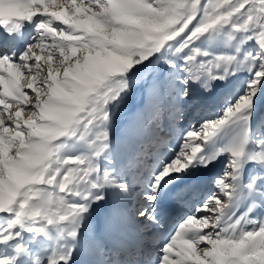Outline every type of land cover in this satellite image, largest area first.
<instances>
[{
    "label": "snow or ice",
    "instance_id": "1",
    "mask_svg": "<svg viewBox=\"0 0 264 264\" xmlns=\"http://www.w3.org/2000/svg\"><path fill=\"white\" fill-rule=\"evenodd\" d=\"M0 264H264V0H0Z\"/></svg>",
    "mask_w": 264,
    "mask_h": 264
},
{
    "label": "rangeland",
    "instance_id": "2",
    "mask_svg": "<svg viewBox=\"0 0 264 264\" xmlns=\"http://www.w3.org/2000/svg\"><path fill=\"white\" fill-rule=\"evenodd\" d=\"M134 107H135V102L134 101H130L129 105H128V108L126 110H123L121 115L118 117V122L125 121L128 118V114L131 112L132 109H134ZM103 238H104V233H103Z\"/></svg>",
    "mask_w": 264,
    "mask_h": 264
},
{
    "label": "bare ground",
    "instance_id": "3",
    "mask_svg": "<svg viewBox=\"0 0 264 264\" xmlns=\"http://www.w3.org/2000/svg\"><path fill=\"white\" fill-rule=\"evenodd\" d=\"M104 238H105V241H107V242H109V243H111L112 242V236H111V234H109V233H104ZM129 238V240H131L132 238L131 237H128Z\"/></svg>",
    "mask_w": 264,
    "mask_h": 264
}]
</instances>
